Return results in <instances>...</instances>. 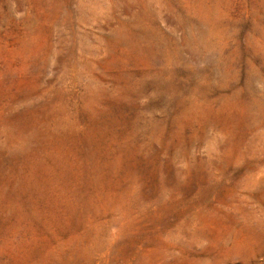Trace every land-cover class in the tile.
Listing matches in <instances>:
<instances>
[{
  "label": "rangeland",
  "instance_id": "obj_1",
  "mask_svg": "<svg viewBox=\"0 0 264 264\" xmlns=\"http://www.w3.org/2000/svg\"><path fill=\"white\" fill-rule=\"evenodd\" d=\"M0 264H264V0H0Z\"/></svg>",
  "mask_w": 264,
  "mask_h": 264
}]
</instances>
